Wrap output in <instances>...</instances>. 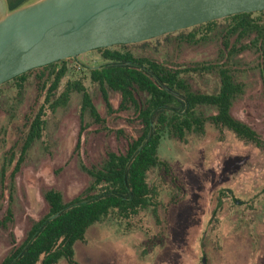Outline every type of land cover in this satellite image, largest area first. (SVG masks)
<instances>
[{
    "label": "rangeland",
    "instance_id": "374dc122",
    "mask_svg": "<svg viewBox=\"0 0 264 264\" xmlns=\"http://www.w3.org/2000/svg\"><path fill=\"white\" fill-rule=\"evenodd\" d=\"M168 41L154 43L143 54L168 67L184 69L220 63L224 51L220 37L205 44H188L175 38ZM101 61L98 51L70 59L75 73L66 81L83 79L105 123L87 113L82 115V97L71 92L67 104L48 113L42 139L34 144L15 178L12 198L7 190L3 194L0 186V222L9 207L13 214V222L0 227V263L13 242L18 245L25 239L32 222L47 214L46 191L58 190L65 202L77 198L91 182L81 166L99 167L108 151L124 153L129 139L137 136L141 123L134 109L120 111L121 97L110 92L109 112L99 87L87 80L86 70L96 68ZM229 64L235 80L244 88L232 115L264 140V43ZM192 84L202 92L218 89V80L211 74L194 78ZM6 94L0 98V128L7 124L8 105H3ZM36 98L37 87L31 83L17 107L18 117L29 111ZM7 139L11 143L13 135ZM3 152L0 141V168ZM159 155L172 171L171 178L160 170L149 173V184L160 193L159 221L149 210L129 231L112 218L94 225L85 241L75 246L77 263L204 264L205 258V264H264V147L240 141L229 131L220 134L207 124L203 136H191L187 142L164 139ZM236 200L242 203L236 204ZM59 264L67 263L62 260Z\"/></svg>",
    "mask_w": 264,
    "mask_h": 264
},
{
    "label": "trees",
    "instance_id": "16d2710c",
    "mask_svg": "<svg viewBox=\"0 0 264 264\" xmlns=\"http://www.w3.org/2000/svg\"><path fill=\"white\" fill-rule=\"evenodd\" d=\"M29 1L8 0L9 8L16 10ZM218 37L224 46L220 63L178 69L143 54L154 43L170 38L188 44H205ZM260 42L264 43V12L230 16L144 43L95 50L101 54L102 61L95 69L87 67L88 82L99 87L109 112L112 111L110 92L121 97L120 111L134 109L141 123L138 134L129 139L124 153L108 151L99 167L81 166L91 182L77 198L65 202L58 190L46 191L47 214L32 222L20 244L13 242L0 264H59L62 260L78 264L75 246L85 241L94 225L112 218L129 231L138 226L136 220L149 210L159 221V189L150 185L148 178L153 170H160L171 178V166L159 155L166 138L184 143L191 136H203L210 124L220 134L229 131L240 141L264 147L262 137L232 115L233 105L243 95L244 88L235 80L229 64ZM69 60L31 70L0 86V98L6 93L8 98L3 104L8 105L5 109L7 124L0 128L4 148L0 186L3 194L6 190L9 192L10 198L15 190V178L25 166L30 150L43 137L48 113L67 104L71 92H78L82 97V115L87 113L95 121L105 123L83 79L66 81L75 73ZM207 74L218 80L214 93L198 91L192 84L194 78ZM31 83L37 87V98L29 111L18 117L17 107ZM8 86L10 89L6 91ZM208 110L213 113L208 114ZM9 134L14 138L11 143L7 139ZM81 136L80 133L77 150ZM218 206H221L219 200ZM12 222L9 207L0 227L6 228Z\"/></svg>",
    "mask_w": 264,
    "mask_h": 264
},
{
    "label": "water",
    "instance_id": "95a60500",
    "mask_svg": "<svg viewBox=\"0 0 264 264\" xmlns=\"http://www.w3.org/2000/svg\"><path fill=\"white\" fill-rule=\"evenodd\" d=\"M254 12H264V0H38L13 11L0 0V86L98 49Z\"/></svg>",
    "mask_w": 264,
    "mask_h": 264
}]
</instances>
